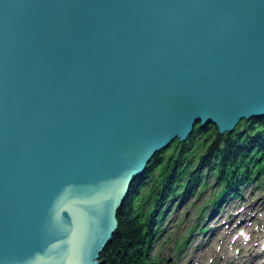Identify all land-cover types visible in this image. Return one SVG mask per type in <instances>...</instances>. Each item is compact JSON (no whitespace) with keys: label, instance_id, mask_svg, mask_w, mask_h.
<instances>
[{"label":"water","instance_id":"obj_1","mask_svg":"<svg viewBox=\"0 0 264 264\" xmlns=\"http://www.w3.org/2000/svg\"><path fill=\"white\" fill-rule=\"evenodd\" d=\"M264 117V0H0V264H100L146 164Z\"/></svg>","mask_w":264,"mask_h":264},{"label":"trees","instance_id":"obj_2","mask_svg":"<svg viewBox=\"0 0 264 264\" xmlns=\"http://www.w3.org/2000/svg\"><path fill=\"white\" fill-rule=\"evenodd\" d=\"M205 178L215 188L212 208L227 196L240 200V190L249 183L264 187V117L242 120L221 135L211 125L195 124L184 142L174 140L155 154L117 211V227L98 256L100 264H159L148 254L159 220ZM200 186L203 190L207 184Z\"/></svg>","mask_w":264,"mask_h":264},{"label":"rangeland","instance_id":"obj_3","mask_svg":"<svg viewBox=\"0 0 264 264\" xmlns=\"http://www.w3.org/2000/svg\"><path fill=\"white\" fill-rule=\"evenodd\" d=\"M206 179H201L200 183L193 187V192L188 194L181 203L176 201L171 203L167 208L165 218L159 220L158 228L149 245L148 254L152 262L159 264H231L237 249L251 241L252 246L249 250L247 249V254L244 253L236 260V264H242L245 259L253 256L264 246L263 185L255 187L254 184L249 183L240 190V200L227 196L223 203L212 208L210 199L215 194V188L211 180ZM203 181L207 186L202 190L200 184ZM211 210L210 217L207 218ZM234 215L238 218L247 217V220L244 224L238 221L232 223L228 231L234 229V237H238L240 243L237 247L231 248L233 238L224 242L227 259H223V254H217L223 237L228 232L223 225L230 222V217ZM206 239H212L208 246H206ZM197 248H200L202 254L195 257ZM255 264H264V252Z\"/></svg>","mask_w":264,"mask_h":264},{"label":"bare ground","instance_id":"obj_4","mask_svg":"<svg viewBox=\"0 0 264 264\" xmlns=\"http://www.w3.org/2000/svg\"><path fill=\"white\" fill-rule=\"evenodd\" d=\"M172 143V142H171ZM170 143V144H171ZM152 159V158H151ZM150 159V160H151ZM150 162V161H149ZM148 162V163H149ZM147 163V164H148ZM147 164H146V166H147ZM145 170H146V168H145ZM254 210V209H253ZM210 212H212V210L211 211H209V214L206 216L207 218H209L210 217ZM255 216H256V214H255ZM246 220H247V217H240V218H238V216L237 215H234V217H230V222H228V223H226V224H224L223 225V228H226L227 230L226 231H228L231 227H232V223H234L235 221H238V223H242V224H244L245 222H246ZM235 225V224H234ZM227 226H229V227H227ZM234 235H235V230L234 229H231L230 231H228V232H226L225 233V236L223 237V240H222V242H221V245H220V248H219V251L217 252V254H223L224 256L222 257L223 259L224 258H226V256H225V254H226V248H225V246H224V242H226L228 239H230V238H233L232 239V244H231V248H235V247H237L238 245H239V243H240V239L238 238V237H234ZM254 235H255V233H254ZM253 238V237H252ZM251 238V239H252ZM212 241V239H206V246H208V243L209 242H211ZM257 241V240H256ZM261 241V240H260ZM255 245H256V243H255ZM252 246V242L251 241H248V242H246L245 244H243L241 247H239L238 249H237V253H236V255H235V258L233 259V261L231 262V264H236V260H238V258L241 256V255H243L244 253H246V251H247V249L249 250V248ZM251 252V251H250ZM249 252V253H250ZM262 252H264V246L260 249V251H258V252H255L254 253V255L253 256H251L250 258H248L247 260L245 259V262L244 263H242V264H247L246 262H250V263H248V264H255L256 262H257V259L261 256V254H262ZM199 254H202V251H200V248H197V250H196V253H195V257H197ZM247 254V253H246ZM227 259V258H226ZM175 264V263H174Z\"/></svg>","mask_w":264,"mask_h":264}]
</instances>
